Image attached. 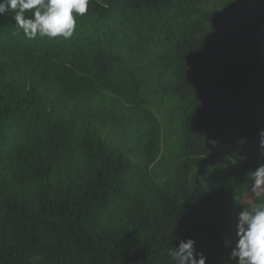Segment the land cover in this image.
<instances>
[{"label":"trees","instance_id":"1","mask_svg":"<svg viewBox=\"0 0 264 264\" xmlns=\"http://www.w3.org/2000/svg\"><path fill=\"white\" fill-rule=\"evenodd\" d=\"M261 129L264 0H90L69 40L0 16V264H171L189 238L230 264Z\"/></svg>","mask_w":264,"mask_h":264},{"label":"clouds","instance_id":"2","mask_svg":"<svg viewBox=\"0 0 264 264\" xmlns=\"http://www.w3.org/2000/svg\"><path fill=\"white\" fill-rule=\"evenodd\" d=\"M90 0H0V16L12 14L17 29L32 40L37 37L69 40L77 28V17L88 14ZM26 13H30L26 16ZM259 155L264 158V129L258 132ZM246 195L251 203L240 206L235 237L228 243L230 264H264V163L247 174ZM171 264H206L193 239L180 240L168 249Z\"/></svg>","mask_w":264,"mask_h":264},{"label":"rangeland","instance_id":"3","mask_svg":"<svg viewBox=\"0 0 264 264\" xmlns=\"http://www.w3.org/2000/svg\"><path fill=\"white\" fill-rule=\"evenodd\" d=\"M244 201L247 202V203H249L250 200H249V198H247V199H245ZM230 234H231V233H230ZM227 245H228V243H227ZM228 254H229V253H228ZM228 263H229V262H228Z\"/></svg>","mask_w":264,"mask_h":264}]
</instances>
